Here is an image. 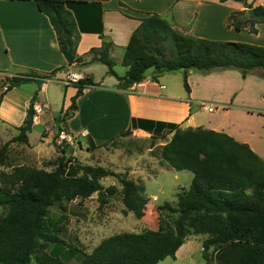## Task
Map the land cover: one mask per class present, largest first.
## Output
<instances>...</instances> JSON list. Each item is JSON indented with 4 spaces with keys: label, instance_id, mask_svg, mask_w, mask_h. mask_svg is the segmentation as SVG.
Here are the masks:
<instances>
[{
    "label": "trees",
    "instance_id": "16d2710c",
    "mask_svg": "<svg viewBox=\"0 0 264 264\" xmlns=\"http://www.w3.org/2000/svg\"><path fill=\"white\" fill-rule=\"evenodd\" d=\"M70 2L37 0L40 10L50 18L68 64L44 75L32 71L6 76L0 104L9 90L36 81L39 88L32 98L35 104L45 79L74 63L107 65L108 74L117 77L121 90L144 81L151 68L153 80L165 73L183 70L184 86L189 92L190 70L209 73L236 69L243 78L253 70H261L264 77V46L185 34L158 13L142 17L133 31L122 59L127 71L120 75L111 57L113 42L105 40L103 35L101 46L89 51L90 60L78 54L79 30L68 7ZM247 7L251 8L250 19L238 20L245 11L232 13L231 17L237 29L250 25L255 32V24L264 22V6ZM95 85L99 83L92 76L84 77L75 85L77 92L59 118L61 124L73 115L76 100L84 89ZM34 115L35 111L28 114L18 127L19 134L0 147V165H7L12 142L29 143L28 132L32 130ZM132 126L153 133V138L173 133L161 149L162 161L175 170H190L192 182L187 190L178 193L177 205L165 202L159 207L177 213L172 227L115 233L86 253L79 264H156L169 256L176 258L191 234L208 235L203 241L206 264H264V158L248 143L224 131L201 126L183 129L178 123L140 118H134ZM129 133L131 130L122 135ZM62 151L65 150L62 148ZM6 172H9L8 180L0 195V206L7 208L6 214L0 217V264H67L54 255L32 262L43 242L61 241L48 222L50 207L56 202L62 206L65 200L76 196L89 197L95 192L101 205L107 203V197L119 188L114 184L105 188L101 182L104 177L115 176L121 183L126 214L133 212L137 218H143L150 201L143 182L101 165L74 162L65 154L58 157L53 170L16 166ZM211 248H214V259Z\"/></svg>",
    "mask_w": 264,
    "mask_h": 264
},
{
    "label": "crops",
    "instance_id": "0c3cea01",
    "mask_svg": "<svg viewBox=\"0 0 264 264\" xmlns=\"http://www.w3.org/2000/svg\"><path fill=\"white\" fill-rule=\"evenodd\" d=\"M247 5L264 6V0H246V2L240 0H72L68 7L74 14L79 30L78 54L85 59H90L89 51L101 46L103 35L105 40L113 42L111 56L120 53L122 62L133 31L140 25L141 18L150 13L160 14L174 28L185 34L212 40H231L264 46V22L255 24L257 29L255 32L250 29V25L244 26L242 30H237L232 25L228 27V16L232 13L245 11V14L238 16V20L250 19L251 8ZM243 30H250L251 37L240 36ZM67 62L50 18L40 10L37 0H0V69H5L0 70V81L4 74L7 76L15 74L12 70H24L27 73L35 71L44 75L61 66H66ZM72 68L80 69L81 63L69 65L63 71L78 72ZM89 68L92 66L87 68L88 71L78 73L84 77L92 76L95 81V74ZM125 72L119 74L123 75ZM153 73L154 70L148 71L144 81L133 85L128 90L118 88L119 81L114 75L113 79H108L109 85L86 87L83 94L76 100L77 108L73 115L64 124L59 122V118L69 108L77 87L75 84H64L61 81L62 78L56 82L55 79L46 81L42 84L33 104L34 111L39 104L43 105V110L38 114L35 112L32 129L42 124L40 123L41 115L49 114V111H52V105L56 104L55 100L63 96V107L58 112L55 122L58 127L64 125L65 127L62 128L73 135L75 139L73 146L79 144L80 151L75 150L74 147L71 153L67 152L73 156H78L80 153L85 157L95 152L99 154L98 149L103 150L105 146H108L110 139L116 135L122 136V133L127 130H131L129 134L137 139L152 136L151 132L143 128H133V119L140 118L178 123L183 129L201 126L224 131L237 140L248 143L257 154L264 158V127L251 125L253 121L264 120V77L261 76V70H253L246 78H243L240 71L236 69L214 70L209 73L190 70L188 73L190 92L186 88L175 90L170 86L172 72L161 75L158 80L152 79ZM49 82L56 83L52 91H50L52 83L48 84ZM27 85L31 87L26 91L24 86ZM27 85L23 84L9 90V93L4 94L0 106V120L6 124H13L17 129L30 114L28 106L32 104L34 93L39 88L36 81ZM4 89H0V95ZM14 92L17 95L16 101L12 100L10 95ZM20 94L22 98L18 99ZM9 96L11 101H8ZM202 103H215L218 108L210 112L202 107ZM12 105L13 107L16 105L20 111L15 122L10 112ZM202 110L217 116L223 115L228 119L229 126L223 127L218 122L207 119L205 122L201 121ZM48 130L46 125L43 135L48 136ZM84 131L87 132L86 135L83 134ZM29 132V143L24 145L28 151L37 155L40 149L36 151L30 147ZM16 135L14 134L13 137ZM56 135L57 133L54 136ZM172 136L173 133H169L165 135V138L170 140ZM83 137L87 138L85 147L81 139ZM42 158L40 156L37 161H41ZM161 161L160 157L158 167L135 165L136 161L133 164L129 163L132 169L130 168L128 173L130 177L135 176L136 173L137 178L145 180L150 177L156 178L162 172L175 170ZM9 168L8 165H0L1 170L8 171ZM175 171L182 172L174 175L175 179L183 177L187 181L190 177L192 182L193 173L190 170ZM175 185L180 186L181 182H176ZM187 189L183 186L177 192V202L178 193Z\"/></svg>",
    "mask_w": 264,
    "mask_h": 264
},
{
    "label": "rangeland",
    "instance_id": "374dc122",
    "mask_svg": "<svg viewBox=\"0 0 264 264\" xmlns=\"http://www.w3.org/2000/svg\"><path fill=\"white\" fill-rule=\"evenodd\" d=\"M231 16V14L228 16L229 22L227 24L228 27L232 25L235 28L234 19ZM231 22H233V24ZM249 31L243 30L240 36H245L244 38L251 37ZM111 57L115 61V70L118 73H124L127 67L120 61V53H116ZM91 66L92 68H89V70H92L95 74V81L99 84L109 85L110 80L108 79H113V75L108 74V66L103 63L96 62L81 64L80 69L72 68V70L85 72L88 71L87 68ZM12 71H14L15 74H28L27 71L24 70ZM148 71L152 72L153 69L151 68ZM67 72L68 71L63 70L58 71L54 75L55 82L59 81V78H64ZM170 75H172L169 82L170 86L175 90H184V71H175L170 73ZM6 76L7 74H4L2 79H6ZM31 82L32 81H28L23 84L27 85ZM50 83H52V86H50V91H52L51 89H54L56 83L49 82L48 84ZM59 85L61 84L59 83ZM29 87L31 86H24V89L27 91ZM1 88L4 89L5 87H0V89ZM7 93H5V95ZM15 93L16 92L10 94L14 101H16L17 97ZM11 96L8 97V101H11ZM20 97L21 94L18 96V99ZM63 98L64 97L62 96L55 100L56 104L52 105V111H49V114L47 115H41L40 123L42 124L33 127L32 131L29 132L30 147L36 151L40 149V152L37 155L30 150L28 151V148L22 142H12L10 144L9 160L7 162V165L10 168L8 171L11 172L16 166H31L53 170L58 163V157L63 155V147L66 151V153H64L66 158L71 157L74 162L78 161L82 164L101 165L116 172H121L123 175L132 178L135 181L143 182L146 187V195L149 197L150 201L143 218H137L133 212H128L126 214L124 212L125 205L120 193L121 183L115 176L102 178L101 182L105 188L113 184L119 188L114 195H109L107 197V203L101 205L98 198L99 194L98 192H95L89 197L76 196L72 199L65 200L62 206L60 203L56 202L50 207L48 222L52 228L56 230L61 241L43 242L40 249L34 254L32 262L36 263L37 261L44 259L46 255H54L61 258L67 264H79L86 253L93 251L103 239L115 233L123 231L140 232L145 229L172 227L174 225V220L177 217V213L170 211L168 208L159 207L165 202L177 205L176 194L183 186L189 188L191 184L190 177L187 181L183 177L175 179L174 175L182 172L174 170L172 172H162L156 178L150 177L145 180H140L137 178L138 175L136 173L135 176L131 175V177L130 173H128L130 168L132 169V167L129 166V163L133 164L135 161V165L158 167V159L161 157V149L163 144L169 140V138L161 136L162 134L157 138H153V133L152 136L145 139H137L130 134L122 136L116 135L110 139L111 141L107 143L108 146H105L106 148L103 150L98 149L99 154L95 152L94 154H87L85 157L84 154L80 153L78 156H73L70 153L73 151L74 147L75 150L80 151L79 144L77 143L75 146L70 144H59L57 139L60 125L59 127L57 126L55 118H58V112L63 107ZM30 105L28 106L29 110ZM10 112L12 113V120H14V122L17 121L20 112L17 106L14 105L13 107L12 105ZM200 113V115H202L200 120L203 122L207 119L212 122L216 121L223 127L229 126L228 119L223 115L217 116L216 114H210L204 110ZM46 125L49 128L48 136L43 135ZM251 125L253 127H264V120L253 121ZM56 133L57 135L54 136ZM14 134H19V130L13 124H6L0 120V147L5 142L9 141ZM81 139L85 147L87 144V138L85 139L83 137ZM21 147H23V149ZM68 151L70 153H67ZM40 156L43 157L42 160L37 161V158ZM7 173L9 172L0 169V195L5 187L4 182L8 180L6 176ZM175 180L176 182H181V185H175ZM6 212L7 208L0 206V217L5 215ZM207 237L208 235L206 234L189 235L186 242L178 250L176 258L169 256L156 264H206L203 256V241ZM213 249L214 248H211L210 252H212ZM212 256L214 259L215 252H212Z\"/></svg>",
    "mask_w": 264,
    "mask_h": 264
},
{
    "label": "built area",
    "instance_id": "2783aa9c",
    "mask_svg": "<svg viewBox=\"0 0 264 264\" xmlns=\"http://www.w3.org/2000/svg\"><path fill=\"white\" fill-rule=\"evenodd\" d=\"M84 76L81 75L80 73L78 72H71V71H68L66 73V76L64 78L61 79V81L66 84V85H73V84H77L80 82L81 79H83ZM54 79V76H52L51 78H47L45 79L46 81H49V80H53ZM202 107L210 112L214 111L215 109L218 108V105L215 104V103H202ZM43 110V105H37L35 107V112L38 114L40 112H42ZM84 135L87 134L86 131L83 132ZM58 142L59 144H70V145H73L75 139L73 137V135H71L70 133H68L66 131L65 128H62L59 133H58Z\"/></svg>",
    "mask_w": 264,
    "mask_h": 264
},
{
    "label": "water",
    "instance_id": "95a60500",
    "mask_svg": "<svg viewBox=\"0 0 264 264\" xmlns=\"http://www.w3.org/2000/svg\"><path fill=\"white\" fill-rule=\"evenodd\" d=\"M5 83H6V79H2V80L0 81V87H3V86L5 85ZM33 113H34V105L31 104V105H30V114H33Z\"/></svg>",
    "mask_w": 264,
    "mask_h": 264
}]
</instances>
